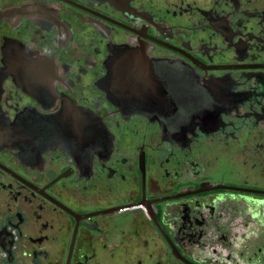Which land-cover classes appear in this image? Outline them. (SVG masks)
I'll list each match as a JSON object with an SVG mask.
<instances>
[{"label": "flooded vegetation", "instance_id": "af4514ba", "mask_svg": "<svg viewBox=\"0 0 264 264\" xmlns=\"http://www.w3.org/2000/svg\"><path fill=\"white\" fill-rule=\"evenodd\" d=\"M0 264H264V0H0Z\"/></svg>", "mask_w": 264, "mask_h": 264}]
</instances>
